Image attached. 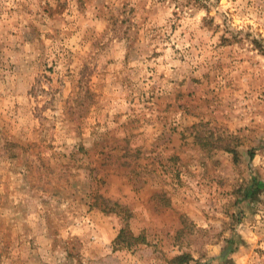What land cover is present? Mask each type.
<instances>
[{"label": "rangeland", "instance_id": "374dc122", "mask_svg": "<svg viewBox=\"0 0 264 264\" xmlns=\"http://www.w3.org/2000/svg\"><path fill=\"white\" fill-rule=\"evenodd\" d=\"M0 264H264V0H0Z\"/></svg>", "mask_w": 264, "mask_h": 264}, {"label": "trees", "instance_id": "16d2710c", "mask_svg": "<svg viewBox=\"0 0 264 264\" xmlns=\"http://www.w3.org/2000/svg\"><path fill=\"white\" fill-rule=\"evenodd\" d=\"M129 238V233L125 230V229H122L121 230V232H120V234H119V236H118V240H121V241H124V240H126V239H128ZM188 258V256L187 255H185V254H182V255H180V256H177L176 258H175V260L176 261H184V260H186Z\"/></svg>", "mask_w": 264, "mask_h": 264}]
</instances>
